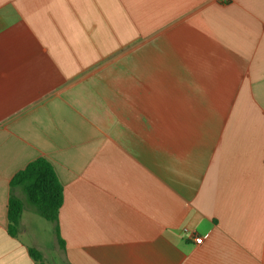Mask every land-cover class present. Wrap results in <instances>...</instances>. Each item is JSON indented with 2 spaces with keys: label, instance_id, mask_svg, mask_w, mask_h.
Listing matches in <instances>:
<instances>
[{
  "label": "crops",
  "instance_id": "obj_1",
  "mask_svg": "<svg viewBox=\"0 0 264 264\" xmlns=\"http://www.w3.org/2000/svg\"><path fill=\"white\" fill-rule=\"evenodd\" d=\"M0 264H264V0H0Z\"/></svg>",
  "mask_w": 264,
  "mask_h": 264
},
{
  "label": "trees",
  "instance_id": "obj_2",
  "mask_svg": "<svg viewBox=\"0 0 264 264\" xmlns=\"http://www.w3.org/2000/svg\"><path fill=\"white\" fill-rule=\"evenodd\" d=\"M11 188H19L25 203L38 217L56 223L58 210L62 204V187L58 182L52 165L43 158L30 162L23 170L14 175L10 182ZM23 210V203L17 198L8 200V233L15 237L17 226ZM63 243L60 241V245ZM29 255L34 260H39V255L34 250H29Z\"/></svg>",
  "mask_w": 264,
  "mask_h": 264
},
{
  "label": "built area",
  "instance_id": "obj_3",
  "mask_svg": "<svg viewBox=\"0 0 264 264\" xmlns=\"http://www.w3.org/2000/svg\"><path fill=\"white\" fill-rule=\"evenodd\" d=\"M194 241H195L196 243H199V242L201 241V239H200V238H196Z\"/></svg>",
  "mask_w": 264,
  "mask_h": 264
}]
</instances>
